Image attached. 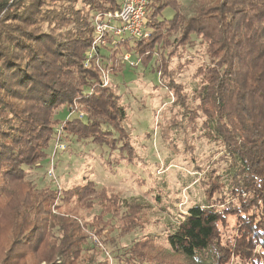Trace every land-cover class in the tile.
I'll use <instances>...</instances> for the list:
<instances>
[{"label":"trees","instance_id":"trees-1","mask_svg":"<svg viewBox=\"0 0 264 264\" xmlns=\"http://www.w3.org/2000/svg\"><path fill=\"white\" fill-rule=\"evenodd\" d=\"M118 6L0 0V264H264V0H193L189 15L178 0H148V36L109 42L89 59L92 18ZM167 8L172 17L161 18ZM196 46L203 61L191 107L171 62ZM126 54L156 63L181 123L201 119V137L227 164L197 167L205 203L170 224L165 245L149 234L121 242L151 224L150 203L89 180L57 188L48 177L59 130L65 149L104 146L116 164L133 159L125 107L99 71L117 75ZM61 111L74 115L59 120ZM40 170L47 182L37 186L28 177Z\"/></svg>","mask_w":264,"mask_h":264},{"label":"rangeland","instance_id":"rangeland-1","mask_svg":"<svg viewBox=\"0 0 264 264\" xmlns=\"http://www.w3.org/2000/svg\"><path fill=\"white\" fill-rule=\"evenodd\" d=\"M184 14L192 13L193 0H178ZM171 9L163 11L161 18L170 19ZM200 47H189L181 52V58L171 62L182 70L176 80L189 95V105L194 90L198 88L196 69L203 58ZM136 63V59H131ZM143 67L141 64L125 63L115 76H109V84L116 89L125 107L127 119L124 123L135 153L131 161L122 160L116 164L117 155L108 156L104 146L79 145L59 151L54 160L56 185L69 188L85 181H93L99 188H108L121 193L128 200L146 201L152 205L151 224L143 232H137L124 239L123 245L139 239L142 235L156 236L165 245V236L189 208L204 205V193L199 180L206 170L213 167L219 172L227 167L220 161L223 152L219 144H208L200 131V120L194 127H188L182 120L183 109L171 105L172 98L159 81L154 71L156 63ZM108 84V86H109ZM74 106V105H73ZM75 107V106H74ZM67 114L61 111L57 119ZM181 124V127L173 124ZM68 144V143H67ZM108 156V157H107ZM49 161V159H48ZM47 169L46 160L41 162ZM28 179L37 186L46 184L44 170L31 174ZM230 225L233 220H229Z\"/></svg>","mask_w":264,"mask_h":264},{"label":"built area","instance_id":"built-area-1","mask_svg":"<svg viewBox=\"0 0 264 264\" xmlns=\"http://www.w3.org/2000/svg\"><path fill=\"white\" fill-rule=\"evenodd\" d=\"M147 4L148 0H119V6L116 9L96 13L92 18L93 39L87 57L91 59L99 48L105 47L109 42L121 46L125 40H140L147 37L148 33L144 26ZM123 62L133 65L138 64V62L132 63L128 54L124 56ZM87 63L85 67L88 66ZM96 66H98L97 63ZM99 71L101 73L102 86L107 87L109 74L101 68H99ZM72 115H74V111L69 112L66 117L69 118ZM78 117L81 118L82 114H79ZM59 135L60 130L56 134L54 147L48 157V177L54 181L55 185L56 177L54 176L53 160L57 151L65 149V146L59 142Z\"/></svg>","mask_w":264,"mask_h":264}]
</instances>
